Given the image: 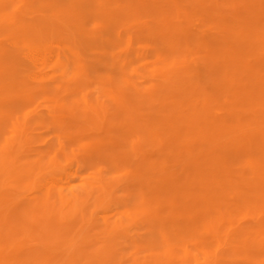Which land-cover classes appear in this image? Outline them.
<instances>
[{"label": "bare ground", "instance_id": "1", "mask_svg": "<svg viewBox=\"0 0 264 264\" xmlns=\"http://www.w3.org/2000/svg\"><path fill=\"white\" fill-rule=\"evenodd\" d=\"M142 4L0 0V264H264V12Z\"/></svg>", "mask_w": 264, "mask_h": 264}, {"label": "rangeland", "instance_id": "2", "mask_svg": "<svg viewBox=\"0 0 264 264\" xmlns=\"http://www.w3.org/2000/svg\"><path fill=\"white\" fill-rule=\"evenodd\" d=\"M203 0H187V2H181L177 0H143V4L141 5L145 9H148L150 7L156 6L157 9H161V7H164L165 11H170L172 13H176L185 16L184 23L186 22L187 26L183 25L180 26L182 31H186L184 34H182L183 38H188V36L192 37L193 41L199 42L200 34H204L207 32L208 37H214L217 33L221 34L222 31V25L223 22H221V17L228 16L231 11L236 12L238 15L249 16V15H260V12H264V4L258 5V3H236L238 1L234 0H217L218 4H214V0H207L206 2H202ZM161 2L163 3V6L161 5ZM243 6V7H242ZM245 8V9H244ZM146 18V16H144ZM179 17V16H178ZM175 18V15H174ZM144 19V18H143ZM142 19V20H143ZM146 20L141 21L139 24L144 23ZM182 23V20L180 21ZM177 24V22H174ZM119 32H122L121 28L119 29ZM217 37V36H216ZM127 39L125 38L123 41V46L121 49L125 47V44ZM139 45L136 43V49H139ZM95 50V49H94ZM197 50V49H195ZM193 50V51H195ZM98 51H96L97 53ZM112 53L114 54H121V51L112 50ZM121 56V55H119ZM89 60V59H88ZM95 61V59H94ZM148 65L145 61H140L135 65V69L138 70L139 74L142 75L143 79H147L148 76H150L151 70L150 68L146 67ZM137 75V74H136ZM141 77H136L135 73H133L132 69H129L127 73V79H130L132 81L133 85H136L137 88L141 86L143 83L140 80ZM67 89V88H66ZM65 89V90H66ZM92 88H90L87 93H92ZM63 90V92H65ZM62 92V91H61ZM54 129V128H52ZM56 131V130H55ZM50 131L49 134H46V136L41 137L40 140L43 142H48V140L53 141L54 144L51 146V148L58 149V146L60 143L66 145L67 140L65 139V135L62 132H55ZM10 129L7 130L5 135L7 137H10ZM54 151V150H53ZM54 156H56L53 152H48L47 154V161L52 159Z\"/></svg>", "mask_w": 264, "mask_h": 264}]
</instances>
